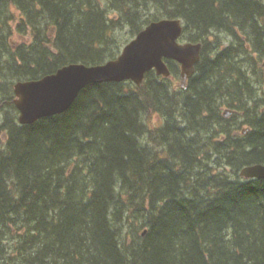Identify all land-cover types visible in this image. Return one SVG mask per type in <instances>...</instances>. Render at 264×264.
Masks as SVG:
<instances>
[{"label": "trees", "instance_id": "trees-1", "mask_svg": "<svg viewBox=\"0 0 264 264\" xmlns=\"http://www.w3.org/2000/svg\"><path fill=\"white\" fill-rule=\"evenodd\" d=\"M104 1L0 0L5 108L14 81L114 58L160 18H179L180 40L202 43L195 72L181 89L179 66L167 59L168 78L151 69L139 85L90 83L62 113L8 121L0 264H264V178L238 174L264 164V92L255 96L264 3ZM122 25L131 33L119 42ZM13 30L28 41L10 43ZM221 33L233 41L216 49Z\"/></svg>", "mask_w": 264, "mask_h": 264}, {"label": "water", "instance_id": "water-1", "mask_svg": "<svg viewBox=\"0 0 264 264\" xmlns=\"http://www.w3.org/2000/svg\"><path fill=\"white\" fill-rule=\"evenodd\" d=\"M182 26L179 19L162 18L149 22L127 42L118 56L103 64L70 63L36 80L20 81L14 85V103L20 123L65 111L79 91L90 83L131 80L140 84L145 73L154 69L157 75L169 77L165 59L179 64V85L193 74L200 59L201 42H179ZM228 116V112H223ZM239 175L245 178H264V164L243 166Z\"/></svg>", "mask_w": 264, "mask_h": 264}, {"label": "rangeland", "instance_id": "rangeland-1", "mask_svg": "<svg viewBox=\"0 0 264 264\" xmlns=\"http://www.w3.org/2000/svg\"><path fill=\"white\" fill-rule=\"evenodd\" d=\"M260 1L264 3V0H260ZM103 3L105 4L106 2L103 0L102 4ZM11 13L14 15V21H11L9 23V25L11 26V28H13L14 25H15V21L17 19V16H18L19 12H18L17 9L11 8ZM108 17L116 18L115 12L113 10H109L108 11ZM142 20L143 19H138V22H141ZM129 29H130V26H128V25H122L121 28H116L115 29V33L117 34V38H118L119 42H123V41H125L126 39H128L130 37V33L131 32H130ZM21 35L22 34H19L15 30H13L12 35L8 37V41L10 43H12V44H18V43L22 42V40L24 42V39H25L24 38V34L22 36ZM217 37L218 38H213L210 35L208 37L209 40H210V38H213V40H212L213 42L216 39V42L214 44V48H216V49H219L220 47L225 46V45L229 44L231 41H233L232 37L230 35H227L226 33H221L220 35H217ZM212 41H210V43L213 44ZM219 43H220V45H219ZM263 50H264V46H263ZM253 56H255V53H253ZM257 66L259 68H261L260 73L262 75V79H261V81L259 83V87H260L259 92L261 93V95H263V92H264V54L262 56V59L259 61V63H257ZM174 83L177 84V80H174ZM222 110H224V108H222ZM155 120H156V116H153L152 119H151V122H154ZM0 138H3L2 132H0ZM132 222H134V220H132ZM127 229H128V227H127V225H125L124 227H122V232L124 234H126L127 233Z\"/></svg>", "mask_w": 264, "mask_h": 264}, {"label": "flooded vegetation", "instance_id": "flooded-vegetation-1", "mask_svg": "<svg viewBox=\"0 0 264 264\" xmlns=\"http://www.w3.org/2000/svg\"><path fill=\"white\" fill-rule=\"evenodd\" d=\"M11 96H12V98H11L10 102L13 105L12 110H11V108H10V110L7 108L9 111H6L7 109L5 108V102L4 101L3 102H0V128H1V132H2L3 138L6 136V131L3 129V128H5L4 127L5 126V123H8V121H10L11 119L14 118V122H16V124H18V125L21 124L18 121V116H19L18 115V110H17V108H16V106H15V104L13 102V99L15 97L14 92L11 94ZM4 111H5V113H4ZM7 112H9V114H7ZM6 116H7V118H6ZM8 116H9V118H8ZM2 123H3V125H2Z\"/></svg>", "mask_w": 264, "mask_h": 264}, {"label": "bare ground", "instance_id": "bare-ground-1", "mask_svg": "<svg viewBox=\"0 0 264 264\" xmlns=\"http://www.w3.org/2000/svg\"><path fill=\"white\" fill-rule=\"evenodd\" d=\"M118 55V54H117ZM117 57V56H116ZM116 57H114V58H116ZM114 58H110V59H107V60H105V61H103L102 63H99V64H103V63H105L106 61H108V60H111V59H114ZM124 81H131V80H124ZM9 82V81H8ZM133 82V81H132ZM134 83V82H133ZM255 96H256V98H258V99H262L261 98V93L259 92L258 94H255ZM3 104V103H2ZM7 109V108H6ZM4 113H5V111H4ZM7 114H8V112H7ZM4 115V114H3ZM6 115V114H5ZM11 116V115H10ZM253 116V115H252ZM4 117V116H3ZM6 118H7V116H6ZM8 118H9V116H8ZM251 118V117H250ZM2 119V118H1ZM11 119V118H10ZM12 123H13V121H11ZM11 122H9V123H11ZM8 125V123H5V125ZM264 124V123H263ZM2 125H3V123H2ZM11 125V124H10ZM13 125V124H12ZM14 126V125H13ZM12 127V126H11ZM14 129V128H13ZM12 129V130H13ZM9 131V130H8ZM247 160V159H246ZM8 206V205H7ZM248 263V262H247Z\"/></svg>", "mask_w": 264, "mask_h": 264}]
</instances>
